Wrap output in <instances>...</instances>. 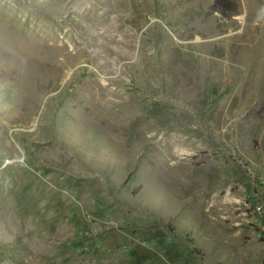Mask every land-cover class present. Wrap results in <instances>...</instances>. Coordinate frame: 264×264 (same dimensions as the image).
<instances>
[{
	"label": "rangeland",
	"instance_id": "1",
	"mask_svg": "<svg viewBox=\"0 0 264 264\" xmlns=\"http://www.w3.org/2000/svg\"><path fill=\"white\" fill-rule=\"evenodd\" d=\"M0 264H264V0H0Z\"/></svg>",
	"mask_w": 264,
	"mask_h": 264
},
{
	"label": "bare ground",
	"instance_id": "2",
	"mask_svg": "<svg viewBox=\"0 0 264 264\" xmlns=\"http://www.w3.org/2000/svg\"><path fill=\"white\" fill-rule=\"evenodd\" d=\"M47 33V32H46ZM22 34V33H21ZM30 36V35H29ZM16 39H18L17 37H16ZM39 40V39H38ZM18 43H20V41H18ZM25 43V42H24ZM53 43V42H52ZM51 44V43H50ZM26 48H27V45H26ZM41 49L43 50L42 52H45V53H47V49H48V45L47 44H43L42 46H41ZM40 49V50H41ZM58 49V48H57ZM33 50V49H32ZM23 49H20V54L21 53H23ZM28 51V52H27ZM26 51V53L27 54H29V53H31L29 50H27ZM64 51V50H63ZM35 52V51H34ZM40 52V51H39ZM52 52H54V51H52ZM58 52V51H57ZM38 53V52H37ZM55 54V53H54ZM57 54V53H56ZM60 54V53H59ZM61 55V54H60ZM25 56V55H24ZM54 56H56V55H54ZM24 58V57H23ZM56 59V58H55ZM61 59V58H60ZM54 60V59H53ZM43 62V61H42ZM61 62H62V60H61ZM22 64H24L22 61H20V63H19V66L21 67V71H22V73H24L25 72V67H23L22 68ZM31 65H33V64H31ZM62 68H63V66H62ZM57 71V70H56ZM61 71V70H60ZM53 72H54V70H53ZM63 73V72H62ZM56 74H58L57 72H56ZM47 75V74H46ZM49 75V74H48ZM62 75V74H61Z\"/></svg>",
	"mask_w": 264,
	"mask_h": 264
}]
</instances>
